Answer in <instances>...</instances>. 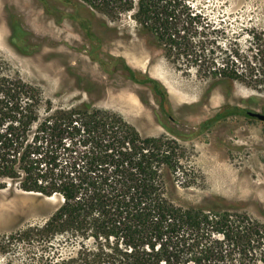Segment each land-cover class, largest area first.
I'll list each match as a JSON object with an SVG mask.
<instances>
[{
  "label": "rangeland",
  "instance_id": "374dc122",
  "mask_svg": "<svg viewBox=\"0 0 264 264\" xmlns=\"http://www.w3.org/2000/svg\"><path fill=\"white\" fill-rule=\"evenodd\" d=\"M187 3L216 41L217 67L232 58L230 69L250 75L264 60V0ZM165 42L132 12L113 19L82 0H0V63L37 87L40 116L91 107L115 112L143 136L166 135L194 169L169 173L168 196L175 204L244 213L264 225V120L229 114L236 106L264 113V83L204 76L206 65L192 61L186 39L175 47ZM148 78L160 83L164 99ZM70 141L55 144L62 162L72 159L64 149ZM62 202L9 183L0 188V264L72 257V237H58L46 251L12 237L44 224ZM256 253L264 259V241Z\"/></svg>",
  "mask_w": 264,
  "mask_h": 264
},
{
  "label": "trees",
  "instance_id": "16d2710c",
  "mask_svg": "<svg viewBox=\"0 0 264 264\" xmlns=\"http://www.w3.org/2000/svg\"><path fill=\"white\" fill-rule=\"evenodd\" d=\"M82 1L113 19L132 12L166 45L186 39L192 61L206 65L204 76L264 83V60L250 75L230 69L232 58L216 66V41L187 0ZM147 80L164 99L160 83ZM40 101L37 87L12 77L0 63V188L9 183L27 194L63 198L44 224L12 237L39 243L45 251L58 237H72V257L58 253L53 264H264L256 253L263 224L244 213L187 208L169 198V173L194 170L177 152L182 147L176 140L143 136L109 110L67 108L42 117ZM229 114L264 120V113L245 107ZM66 138L72 159L62 162L55 144Z\"/></svg>",
  "mask_w": 264,
  "mask_h": 264
},
{
  "label": "water",
  "instance_id": "95a60500",
  "mask_svg": "<svg viewBox=\"0 0 264 264\" xmlns=\"http://www.w3.org/2000/svg\"><path fill=\"white\" fill-rule=\"evenodd\" d=\"M37 194H39V193H37Z\"/></svg>",
  "mask_w": 264,
  "mask_h": 264
}]
</instances>
